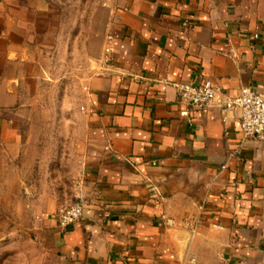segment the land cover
Segmentation results:
<instances>
[{
	"label": "crops",
	"instance_id": "0c3cea01",
	"mask_svg": "<svg viewBox=\"0 0 264 264\" xmlns=\"http://www.w3.org/2000/svg\"><path fill=\"white\" fill-rule=\"evenodd\" d=\"M108 5V60L100 51L73 79L86 206L64 228L51 215L53 264H264V143L242 137L238 109L188 107L173 84L207 78L264 97V0ZM56 28L47 0H0V114L65 60ZM0 142H21L4 115Z\"/></svg>",
	"mask_w": 264,
	"mask_h": 264
},
{
	"label": "rangeland",
	"instance_id": "374dc122",
	"mask_svg": "<svg viewBox=\"0 0 264 264\" xmlns=\"http://www.w3.org/2000/svg\"><path fill=\"white\" fill-rule=\"evenodd\" d=\"M47 2L63 44L58 56L65 60H57L48 78L24 81L21 103L0 114L14 121L21 137L18 145L0 142V264H53L58 230L51 215L85 201L75 176L81 134L73 79L81 71L91 73V60L100 51L104 55L109 5L108 0Z\"/></svg>",
	"mask_w": 264,
	"mask_h": 264
},
{
	"label": "built area",
	"instance_id": "2783aa9c",
	"mask_svg": "<svg viewBox=\"0 0 264 264\" xmlns=\"http://www.w3.org/2000/svg\"><path fill=\"white\" fill-rule=\"evenodd\" d=\"M255 38L257 35L254 36ZM107 51V49H106ZM105 61L109 54L106 53ZM179 101L194 109H217L222 115H226L232 109H238L239 129L242 137L254 138L264 143V97L249 86L240 87L235 95H230L221 85L211 79H202L193 84L184 81L173 83ZM225 165H222L224 168ZM85 201L79 199L61 209L54 217L57 225L64 228L67 225L79 221L82 218ZM188 228L194 232L199 227L201 219L199 216L186 217L183 220ZM190 264H195V259H190Z\"/></svg>",
	"mask_w": 264,
	"mask_h": 264
}]
</instances>
